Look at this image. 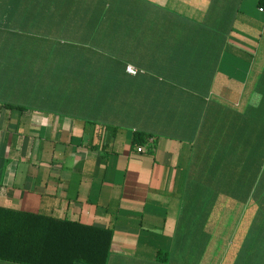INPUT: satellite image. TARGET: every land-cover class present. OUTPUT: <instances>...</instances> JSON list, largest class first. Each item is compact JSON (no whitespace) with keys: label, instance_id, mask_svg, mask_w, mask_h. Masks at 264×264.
I'll use <instances>...</instances> for the list:
<instances>
[{"label":"crops","instance_id":"obj_1","mask_svg":"<svg viewBox=\"0 0 264 264\" xmlns=\"http://www.w3.org/2000/svg\"><path fill=\"white\" fill-rule=\"evenodd\" d=\"M112 2L135 26L98 63L141 71L99 80L95 104L84 78L56 95L0 63V206L111 229L107 264H264V6ZM44 3L0 0V19Z\"/></svg>","mask_w":264,"mask_h":264},{"label":"trees","instance_id":"obj_2","mask_svg":"<svg viewBox=\"0 0 264 264\" xmlns=\"http://www.w3.org/2000/svg\"><path fill=\"white\" fill-rule=\"evenodd\" d=\"M264 6V0H259ZM12 5H0V15ZM36 7V6H35ZM38 21L15 22L0 19V63L8 65L10 79L38 77L52 80L56 95L68 94L71 87L79 93L81 78L88 80L90 104L96 103L97 82L116 72L127 76L129 60L113 68H101L111 60L113 46L122 32L134 28L135 21L127 15L126 5L112 0H56L55 4L38 5ZM9 8V9H8ZM33 6H25L31 13ZM35 34V35H32ZM99 66V67H98ZM138 72L133 75L136 76ZM41 80V81H42ZM67 91V92H66ZM111 102H105L109 108ZM147 135L137 130V145ZM113 232L109 228L85 225L79 221L54 218L45 214L16 211L0 206V259L23 264H107ZM159 260H166L159 252Z\"/></svg>","mask_w":264,"mask_h":264},{"label":"built area","instance_id":"obj_3","mask_svg":"<svg viewBox=\"0 0 264 264\" xmlns=\"http://www.w3.org/2000/svg\"><path fill=\"white\" fill-rule=\"evenodd\" d=\"M260 10L262 11L263 8H260ZM126 71H127L128 73H130V74L135 75V74L138 72V69H137L135 66H133V65H131V64H128V65L126 66ZM137 150H138V151H142L143 148H142L141 146H138V147H137Z\"/></svg>","mask_w":264,"mask_h":264},{"label":"water","instance_id":"obj_4","mask_svg":"<svg viewBox=\"0 0 264 264\" xmlns=\"http://www.w3.org/2000/svg\"><path fill=\"white\" fill-rule=\"evenodd\" d=\"M77 262H79V263H81V264H88V263H86V262H84V261H82V260H77Z\"/></svg>","mask_w":264,"mask_h":264}]
</instances>
